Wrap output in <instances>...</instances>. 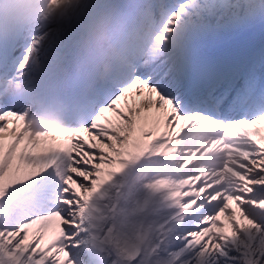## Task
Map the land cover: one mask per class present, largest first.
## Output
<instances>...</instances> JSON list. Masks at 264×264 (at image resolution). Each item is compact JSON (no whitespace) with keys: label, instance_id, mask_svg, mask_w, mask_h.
Instances as JSON below:
<instances>
[{"label":"snow or ice","instance_id":"6c2138e0","mask_svg":"<svg viewBox=\"0 0 264 264\" xmlns=\"http://www.w3.org/2000/svg\"><path fill=\"white\" fill-rule=\"evenodd\" d=\"M257 28L264 0H79L0 40V264H264V62L209 51Z\"/></svg>","mask_w":264,"mask_h":264},{"label":"bare ground","instance_id":"6f19581e","mask_svg":"<svg viewBox=\"0 0 264 264\" xmlns=\"http://www.w3.org/2000/svg\"><path fill=\"white\" fill-rule=\"evenodd\" d=\"M25 1V0H23ZM22 3H18V5H15V3H10L7 6H4L0 3V18L2 16V14L4 13V15L10 20V21H16L19 18L23 17V14L15 12V10H18V8L25 9L27 10V13L24 14L26 15V19L30 20L32 19L34 14H37L39 12V10H37V8H39L41 5L46 9L45 10V15H48V11L50 13V9L53 8L57 5V3H55L57 0H55V2H51V0H37L38 3H29V4H25V2ZM79 2V0H73L72 3H77ZM42 3V4H41ZM22 4V5H21ZM43 9V8H42ZM70 9H65V7L63 6H58L57 7V18H49L48 20H52L55 21L56 23H60L62 22V20H60L62 17L61 15H66L68 13ZM43 12H40L39 14L36 15V17L38 18V16H42ZM36 17L34 18V20L32 22L38 23L39 21L36 20ZM13 23V22H12ZM3 25V29L6 28L5 22L2 24ZM26 26V25H25ZM15 25H12V31L10 33H16V28H14ZM257 28L256 30L249 32V33H244L241 34V37L244 38H249V37H253L257 34L258 32ZM260 41L264 42V38L260 39ZM263 47V46H262ZM262 47L257 46L254 50L250 51L248 55H251L255 58V61L257 63L258 58L260 56V53L262 51ZM229 52L225 51L224 53L221 54V56H228ZM133 103V98L130 96L129 97V104ZM110 115V114H108ZM40 126V125H39ZM38 127V126H36ZM163 130V129H161ZM212 130H215L217 132L216 127L212 128ZM211 132V128L209 129V127L203 125V126H195L189 130H187L185 132V137L187 140H189L188 142L191 143V145L187 144V140H183V144H185L186 146H182L181 149L183 150H187L188 151V155L191 159V163H192V170L196 171L198 169H200L201 167H204L206 169H211L212 167L216 166L219 161H220V156L218 154V152L216 151H207L205 152L204 149L214 140L216 134ZM196 143V145H194ZM193 152H195L196 154L193 155ZM201 153V155H200Z\"/></svg>","mask_w":264,"mask_h":264},{"label":"rangeland","instance_id":"374dc122","mask_svg":"<svg viewBox=\"0 0 264 264\" xmlns=\"http://www.w3.org/2000/svg\"><path fill=\"white\" fill-rule=\"evenodd\" d=\"M27 1H29V2H31L32 0H27ZM35 1H37V0H34V2ZM72 1L73 0H57L55 3H57V5L53 8V10H52V8L50 9V13H49V11H48V15H45V8L41 5L39 8H37V10H39V12L37 13V14H39L40 12H43L44 11V13L42 14V16H38V18L36 17V15L37 14H34L33 15V17H32V19H30V20H26L25 19V17L23 16L22 18H20L18 21H12L14 24L13 25H16V26H20V24H22L23 22H24V24H27V25H31L32 24V21L34 20V18L36 17V20L37 21H40L44 16H47V18L49 17V18H57V7L59 6H63V7H65V9H71V7L75 4V3H72ZM42 4V3H41ZM43 8V9H42ZM22 12H25V10H22ZM65 18V15L64 16H62V18L60 19V20H63ZM49 21H51V22H53V23H56L55 21H52V20H50L49 19ZM11 22V23H12ZM10 23V24H11ZM34 23V22H33ZM23 24V25H24ZM25 28V27H24ZM259 30L262 32V31H264V29H260L259 28ZM262 35L264 36V34L262 33Z\"/></svg>","mask_w":264,"mask_h":264}]
</instances>
